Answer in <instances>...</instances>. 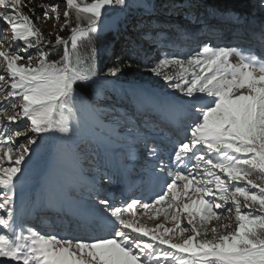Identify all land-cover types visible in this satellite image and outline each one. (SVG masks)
Segmentation results:
<instances>
[{
    "label": "snow or ice",
    "instance_id": "1",
    "mask_svg": "<svg viewBox=\"0 0 264 264\" xmlns=\"http://www.w3.org/2000/svg\"><path fill=\"white\" fill-rule=\"evenodd\" d=\"M63 3L60 31L70 36L57 35L53 44L38 21L61 19L58 0H0V264H264V54L239 47L205 43L184 59L164 55L150 69L173 90L156 98L157 109L183 133L169 153L174 170L163 162L159 172L153 168L161 191L151 202L116 206L100 198L103 236L42 233L18 221L17 182L36 137L70 133L74 113L97 111L93 93H101V73L95 50L82 55L81 43H91L106 18L118 27L112 14L132 7L129 0ZM205 10L217 21L207 25L210 33L231 24L234 36L248 32L264 48V23L254 28L214 4ZM58 46L60 59H50ZM120 71L112 67L106 75ZM114 119L128 126L132 117L114 112ZM145 149L158 156L156 146ZM144 217L163 222L149 226ZM221 219L235 227L213 224Z\"/></svg>",
    "mask_w": 264,
    "mask_h": 264
},
{
    "label": "rangeland",
    "instance_id": "2",
    "mask_svg": "<svg viewBox=\"0 0 264 264\" xmlns=\"http://www.w3.org/2000/svg\"><path fill=\"white\" fill-rule=\"evenodd\" d=\"M45 2L52 3L53 0H45ZM58 2L60 4L61 19L59 21L50 19L43 25L48 33L54 35L58 34L59 29L62 28L65 23L63 18L65 5L63 0H58ZM138 2L140 3L141 9H129V15L127 17H125V13L120 12L112 14L113 16L118 15L120 18L118 27H113L111 20L107 18L105 19L104 25L101 26V30L98 33L112 29V33L108 35V41L102 52L104 65L113 64L120 55H123L127 51L138 54L142 60H146V63L150 65L153 63L151 60H156L160 55L159 53L162 51H168L174 55L187 56L198 51L200 49L199 40L206 38H210L211 40L221 39L217 46H215L216 44L212 45L215 47H238L237 44H239V42L244 43L248 47H254L253 44L255 43L250 42V40H252L250 33L245 32L243 35L234 36L231 24L221 25V28H223L222 33H210L207 25H214L217 21L208 16L205 10L207 4H214L222 10H229L240 14L245 17L247 21H250L254 28L258 29V26L264 23V6H262V0H187L183 3L166 4L164 7L165 12L156 7L155 0H139ZM148 6H150V11H146ZM0 27L4 26L0 24ZM147 32H151L153 36H157V33H159V36H157L155 40L146 39L145 33ZM182 42H185L187 45L185 49H181ZM178 45L180 47L177 49ZM34 51V49H31L29 53H34ZM33 62L35 63V61ZM232 62H238V57H232ZM112 79L113 78L107 76L101 77V82L104 85L102 86L100 95L97 96L95 93L97 111L95 113L84 112V116L78 121L71 120V132L67 134L63 133L64 136L58 139V142L64 146V149H62L63 151H60L57 158L52 159L45 168L36 164V166L33 165L36 160L37 162L39 161L42 154V143H40L39 140L40 136L36 137L37 144L32 146L30 159H27L25 165H23L24 173L19 177L20 181L17 182V197L14 205L18 221L23 223L25 228L32 227L42 232L40 228H37L39 225H42L50 226L52 230L53 228L59 229L68 236L73 235L81 237L88 236L90 235L89 233H94L92 237L103 236L99 234L105 231V228L104 230H95V225L92 223L98 221V217H103L102 219H105L103 215L100 216V214H98L102 207L98 204L99 199L106 196L111 202L115 201L110 197V194L107 193H109V190L112 188L114 190H111L112 192L110 193L114 194L118 191L117 188H119L120 184L117 180H121L122 174L119 172L121 169L132 168L131 171L128 170V177L130 178V183H132L131 185H134L140 178V175L136 174V167L141 165V159H138V156L132 160L129 159L126 148H118L119 150H123L120 153L121 163L118 162L117 158H119V156L115 151L105 155L101 153H88L87 148L88 146L90 147L88 144L91 142L94 143L96 139L95 136L97 132L95 126L103 125L101 119H105V121L112 119L114 117V112H119L117 108L122 110L127 109L131 113H134V117L138 119H131V123L136 125L138 123L139 126L142 127H148V124L145 122L147 119L151 122L157 121L161 124L162 121H168V125L174 122L165 118L156 107V98L160 95L170 94L172 93L171 91L163 90L153 85L133 86V88L130 85L125 86L115 79L112 81ZM0 94L3 97L4 94ZM2 97H0V100H2ZM128 102L129 104H127ZM130 116H132V114H130ZM132 126L135 125L125 126L123 132L130 127H139L138 125L136 127ZM73 127H76V129L73 130ZM177 127L178 126L175 124V126L171 128L176 130L178 129ZM119 132H121V130H116V133ZM150 135L154 137L153 134ZM125 137L128 138L127 136ZM19 142L25 143V137L21 136ZM137 143H134L132 150L135 151V146L138 145ZM102 144L105 147L108 143L107 141H103ZM118 147H122V145L118 144ZM70 158L76 163V168L83 166L86 170L92 172L91 175L95 178L96 191H90L91 188L89 186L94 184L92 180V183L89 185L84 183L86 181H81L79 185L81 188L74 185V180L67 175L69 169L70 171H74V165ZM126 159L128 161L125 162ZM78 170L79 169H77V171ZM24 178L25 180L23 182ZM121 181L124 182L125 180L122 179ZM100 182L107 183V186L104 187ZM88 187L89 190H86ZM78 188H80V190ZM82 188L84 189L82 190ZM31 189L34 191L33 200L29 206L26 207L27 200L25 201V199L30 195L29 191ZM68 190L72 193L74 192V194L77 192L76 196L78 197L71 194ZM68 193L70 197L69 200L67 199ZM97 193H99V195H97ZM29 197H27V199ZM65 197L71 203V206L74 205L79 207V204H84L83 207L79 208L80 212L77 211V214L70 211L61 213L65 207L63 206ZM72 215L75 216L71 217ZM78 215L86 218V220L82 222L85 227L77 225L81 223ZM161 219L150 220L149 226H155L156 223L163 222ZM75 222L77 224H74ZM216 223H231L233 228L235 227L234 220L221 219L219 222H213V224ZM165 226L172 227L173 224L167 223ZM61 236L64 235L61 234ZM209 238L211 237L209 236Z\"/></svg>",
    "mask_w": 264,
    "mask_h": 264
},
{
    "label": "trees",
    "instance_id": "3",
    "mask_svg": "<svg viewBox=\"0 0 264 264\" xmlns=\"http://www.w3.org/2000/svg\"><path fill=\"white\" fill-rule=\"evenodd\" d=\"M139 0H130V4L132 7L130 10H140V3L138 2ZM149 1V0H146ZM187 0H155L156 7L159 8L160 10L165 12V5L168 3H183L186 2ZM41 0H35V3H40ZM41 9H37V15L41 14ZM129 15V12L127 11L125 13V17ZM47 22V21H46ZM45 21L41 20L38 21L39 26L41 27L44 35L46 37H49L52 41L53 44H55V38L57 35L64 36L65 38H68L70 36V30H65V31H60L61 29L64 28V25L62 28L59 29L58 34L54 35L51 33H48L47 30L44 28V23ZM75 24V20L73 19V26ZM112 33V29L107 30L102 33H97L93 36V39L91 43L85 41L82 42L80 45V52L82 55H86L89 50L94 49L95 50V60L94 63L96 65V69L99 73H101L102 76H107L111 77L117 81H122V82H127V83H133L137 85H153L158 88H161L163 90L167 91H173L163 80L162 78L156 76L150 69H152L156 62L152 65L146 63L144 59L142 60L141 57L138 54L132 53L130 51H127L123 55H120L118 59L115 60L113 64L110 65H104L103 64V49L105 48V45L108 41V35ZM63 52V46H58L55 51H53L52 55L50 56V59L52 60H59ZM194 53V52H193ZM191 53L190 55H192ZM164 55H171V56H177L179 58H187L190 55L187 56H180V55H174L171 52L168 51H162L161 57ZM160 57V58H161ZM112 67H122V71L118 72L116 76H108L106 75L108 72L109 68ZM101 85L103 86L104 84L101 82ZM93 99L96 102V96L95 92L93 93ZM84 116V111H80L79 113H74L71 117V120L73 121H78L81 117ZM64 136L63 133H49V134H43L40 136V143H42V148H41V158H40V163L39 165L43 168H45L48 163L52 160L57 158L58 153L60 148H64L63 145H61L58 142V139L62 138ZM57 139V140H55ZM90 147L88 146L87 150L89 152L93 151L94 149L92 148L93 144L89 143ZM39 195H40V189ZM31 196V197H29ZM27 197H29L27 199ZM25 199L27 200V204L29 206L30 202L33 200V190L31 191V194L28 195ZM26 205V203H25Z\"/></svg>",
    "mask_w": 264,
    "mask_h": 264
},
{
    "label": "bare ground",
    "instance_id": "4",
    "mask_svg": "<svg viewBox=\"0 0 264 264\" xmlns=\"http://www.w3.org/2000/svg\"><path fill=\"white\" fill-rule=\"evenodd\" d=\"M250 42H253V43H255V44H253L254 45V47H258L261 51H264V48H262L261 47V41L259 40V39H253L252 38V40H250ZM246 46V45H245ZM248 47V46H247ZM112 81H114L113 79H112ZM115 84V83H114ZM0 97H2L1 96V94H0ZM2 100L4 99V95H3V97L1 98ZM146 109V108H145ZM147 113V112H146ZM102 121H103V119H101ZM95 122H97V121H95ZM145 122H146V124H148V127H142V126H139V127H142L143 129H146V132H145V136H146V138L147 139H150V138H152V136L150 135V134H153L154 135V137H153V140H155V141H153V142H155L156 144L157 143H159V144H161V145H163V144H165L166 142L168 143V138L169 137H172V138H174L175 136H176V130H173V128H171V127H174L175 126V122H172V123H170L169 125H168V121H162V124L161 123H159V122H157V121H154V122H151L149 119H147V120H145ZM164 125H168V126H164ZM103 126H106L104 123H103ZM156 126V127H155ZM10 127H12V128H14L15 126H10ZM178 128V127H177ZM154 129H158L159 130V135H156L155 133H154ZM161 130H163V131H161ZM165 132V135H163V133ZM101 140V139H100ZM103 142V141H102ZM138 142V141H137ZM136 142V143H137ZM142 142H143V140H142ZM142 142H138L136 145L137 146H135V151L137 152V153H139L138 155H141L142 156V153H143V151H144V147H145V145L142 143ZM108 144H106V146H107ZM115 149H118V148H115ZM143 149V150H142ZM146 150V149H145ZM123 150H117V151H115L117 154H118V156H119V158H117V160H118V162L119 163H121V157H120V153L122 152ZM143 156H145L144 154H143ZM141 158V157H140ZM156 157H151L150 156V159L149 160H147V162L149 161V164H152L153 162H154V159H155ZM145 159V158H144ZM146 159L144 160V161H142V159H141V165H146ZM148 164V165H149ZM118 166V165H117ZM156 166V165H155ZM167 166H169L170 168H172V169H174V164L171 162V161H169V164L167 163ZM143 167V166H142ZM146 167V166H145ZM128 170L129 171H131L132 170V168H130V169H121L119 172H120V174H122L121 175V180L122 179H124L125 181L123 182V181H121V180H117V182L120 184V186H119V188H117V190L118 191H116L114 194L113 193H107V194H110V197L111 198H113V199H118V197L119 196H124V197H126L127 195H128V193L131 191H133L137 186H138V184H140L144 179L143 178H145L146 176L144 175L145 173H143L142 175H140L139 177V182L137 181V182H135L134 183V185H131L132 183H130V178L128 177ZM137 170V169H136ZM143 170H144V168H143ZM149 169L147 168V170L146 171H148ZM157 170H159L160 171V169H155V171H157ZM79 171V170H78ZM150 171V170H149ZM139 172H141L140 170H139ZM71 173H72V171H68L67 172V174L68 175H70L71 176ZM127 175V176H126ZM148 175H150V176H152V173L151 174H148ZM135 180H137V179H135ZM82 181V180H81ZM92 181H94L93 183V185L92 186H89L91 189H90V191L92 190L93 192L94 191H96V184H95V178H94V180H92ZM84 183H86L87 185H89V184H91L92 182H91V180L90 181H86V182H84ZM85 184V185H86ZM118 184V185H119ZM84 185V184H83ZM109 186V185H108ZM89 187H88V190H89ZM113 187V186H112ZM140 187V186H139ZM105 189V188H104ZM69 191V190H68ZM70 192V191H69ZM71 194H74V192L72 193V192H70ZM120 194V195H119ZM68 195V197H67V199L69 200V193L67 194ZM72 198H74V197H72ZM65 199V203L63 204V206H65L63 209L64 210H62V212L61 213H66L67 211H70V212H74L75 214H77L76 212L77 211H79V208H81V207H83L84 205H80L79 204V207H76V206H74V205H72L71 206V203L66 199V197L64 198ZM124 199V200H123ZM122 200H121V198H120V201H121V203L122 204H120V205H123L124 204V201H125V198H123ZM116 205H119V204H116ZM75 210V211H74ZM80 212V211H79ZM61 213H59V214H61ZM71 215V214H70ZM73 216H75V215H72L71 217H73ZM80 218H79V221H81V223L80 224H77L76 222L74 223V224H77V225H79L80 227H85L83 224L84 223H82V222H84V220H86V218H84L83 216H81V215H78ZM101 216V215H100ZM162 218V217H161ZM80 219H83V220H80ZM102 220V219H101ZM161 220H163V219H161ZM104 221H105V223H102V222H99V221H94V222H92V223H94V225H95V230L96 229H100V230H104V228H105V224H106V220L104 219ZM141 222H143V223H146V224H148L149 225V222H150V220L149 219H147L146 217H144V218H142V220H141ZM76 230V229H75ZM71 232V231H70ZM60 234H62V235H65V232H61L60 231ZM69 234V233H68ZM74 234V233H73ZM78 234V233H77ZM76 235V234H75ZM78 235H80V234H78ZM73 236V235H72Z\"/></svg>",
    "mask_w": 264,
    "mask_h": 264
}]
</instances>
